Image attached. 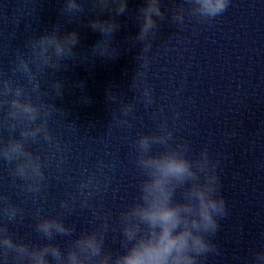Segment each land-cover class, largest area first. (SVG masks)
<instances>
[{
    "label": "clouds",
    "instance_id": "obj_1",
    "mask_svg": "<svg viewBox=\"0 0 264 264\" xmlns=\"http://www.w3.org/2000/svg\"><path fill=\"white\" fill-rule=\"evenodd\" d=\"M195 3L200 5L202 16L214 17L225 11L228 0H195ZM118 4V13L125 12L126 0H118ZM73 9H79V5L75 0H67L66 10ZM141 12L143 23L140 25L139 39L156 27L154 16L163 17L159 0H146ZM173 19L182 21L183 16L177 14ZM112 27L108 24L102 31L111 32ZM76 42L75 32L63 37L55 31L41 35L30 44L31 64L35 65L37 71L44 67H58L60 61L72 52ZM13 72H19L27 78L31 92L39 91L37 72L33 71L29 60L23 55L17 54ZM62 87L57 81L55 88L60 95ZM31 92L20 84L14 87L10 79L0 80V106H8L0 127L6 126L14 131L18 125H23L20 139L10 138L7 143L0 145V158L9 163L17 161L13 175L31 181L26 185L29 192H39L45 178L40 157L28 151L25 143L28 140L36 141L41 134L46 141L53 140L48 130L51 111L44 103H34ZM144 95L148 96L147 89ZM123 111L127 115L131 106H125ZM154 143L167 145L163 139H157ZM136 145L139 153L136 162L146 179L140 184L138 201L121 213L123 246L126 249L123 254L113 258L110 253L103 252L104 236L96 232L81 235L66 252H62L59 245L50 242L41 246L18 242L9 233L7 225L0 224V257L7 262L11 253L16 264H24L25 261L27 264H199L207 253L214 252L215 245L209 237L217 232V218L226 215V207L224 199L217 194L216 165L210 161L207 150L201 151L199 159L190 160L186 157V142L177 144L176 148L169 146L168 151L158 156L147 155L151 145L147 135L140 136ZM194 166L201 172L210 168L211 177L204 183L199 182ZM186 184L189 186L185 187ZM89 187H99L93 177L80 185L81 189ZM178 187L183 189L182 200L174 199ZM81 194L84 195L83 192ZM91 195L92 192H88L82 203L86 205L87 197ZM0 200L6 201L7 197H0ZM62 207L67 208L69 205L64 202ZM2 211L11 221L20 210L8 204ZM103 229L107 230V224ZM36 230L49 241L56 234L67 235L74 231L54 218L40 219ZM262 261L264 252L256 256V264Z\"/></svg>",
    "mask_w": 264,
    "mask_h": 264
}]
</instances>
